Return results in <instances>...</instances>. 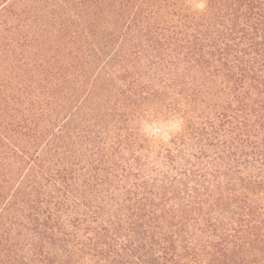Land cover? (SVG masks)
<instances>
[{
    "label": "trees",
    "instance_id": "obj_1",
    "mask_svg": "<svg viewBox=\"0 0 264 264\" xmlns=\"http://www.w3.org/2000/svg\"><path fill=\"white\" fill-rule=\"evenodd\" d=\"M186 1L0 0V264H264V0Z\"/></svg>",
    "mask_w": 264,
    "mask_h": 264
},
{
    "label": "rangeland",
    "instance_id": "obj_2",
    "mask_svg": "<svg viewBox=\"0 0 264 264\" xmlns=\"http://www.w3.org/2000/svg\"><path fill=\"white\" fill-rule=\"evenodd\" d=\"M188 6L200 8L202 0H187ZM140 139L148 144H162L177 134L181 128V119L172 115L168 109L158 106L139 115L134 121Z\"/></svg>",
    "mask_w": 264,
    "mask_h": 264
}]
</instances>
